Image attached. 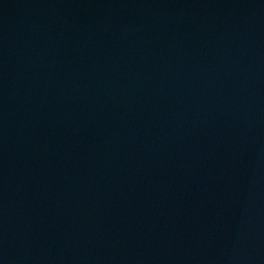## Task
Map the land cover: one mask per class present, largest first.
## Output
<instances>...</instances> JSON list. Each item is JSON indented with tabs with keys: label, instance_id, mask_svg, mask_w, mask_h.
<instances>
[{
	"label": "water",
	"instance_id": "95a60500",
	"mask_svg": "<svg viewBox=\"0 0 264 264\" xmlns=\"http://www.w3.org/2000/svg\"><path fill=\"white\" fill-rule=\"evenodd\" d=\"M0 264H264V0H0Z\"/></svg>",
	"mask_w": 264,
	"mask_h": 264
}]
</instances>
